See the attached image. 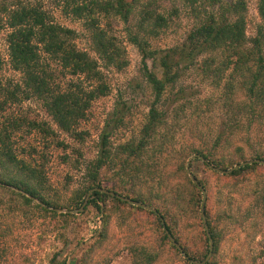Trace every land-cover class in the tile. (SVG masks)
Segmentation results:
<instances>
[{"label": "rangeland", "instance_id": "374dc122", "mask_svg": "<svg viewBox=\"0 0 264 264\" xmlns=\"http://www.w3.org/2000/svg\"><path fill=\"white\" fill-rule=\"evenodd\" d=\"M151 1L156 7L155 15L163 14L168 27L158 28L156 35L147 41L151 43L148 48L174 49L175 64L178 63L177 80L168 85L156 105L141 52L131 41L140 26L149 28L153 20L148 19L143 25L142 16L132 19L130 24L115 17L102 22L104 29L111 26L116 40L112 50L119 52L118 57L109 58L98 51L85 20L68 13L65 8L68 0H29L31 4H40L54 23L75 31L69 47L85 54L89 62H97L100 80L93 74L74 75L60 62L44 55L50 63L53 94H68L76 91L75 86L84 92L93 91L101 84L109 87V93L91 101L75 131L61 130L42 99L27 97L23 75L14 71L11 64L9 32L0 30V56L5 62L0 72L3 86L0 102L7 100V91L20 86L18 101H9L5 111L0 110V132L9 127L10 121H19L21 127L14 132L12 145L20 160L43 171V181L35 182L38 192L52 209L74 211L82 207L84 201L80 204V198L84 194L85 200L90 191L89 169L99 155L100 135L119 107L124 111V123L111 138L109 149L113 157L100 173L102 186L131 198L134 196L126 191L134 183L144 196L143 204L165 214L181 248L195 261L202 262L207 254L206 232L199 208L191 205L192 196L196 194L197 199L199 192L190 183L187 165L195 155L208 156L211 162L224 159L229 170L238 166L239 161L264 159V101L263 116L251 124V114L241 111L239 105L248 100V78L256 71L255 39L263 21L258 0H245L243 18L229 11L237 0H196L195 4L192 0ZM224 9L228 13L220 20L224 24L243 20L244 33H230L228 38L190 53L189 34L208 18L207 13ZM140 36L145 38L143 34ZM240 57L246 65L242 72L240 67L236 69ZM147 63L150 72L155 71L161 77L159 55L155 54ZM247 66L252 69L249 73ZM261 97L264 99V95ZM154 106L163 116L161 125L148 138L142 158L130 159L124 165L128 153L123 154L121 148L128 144L135 146L142 140ZM232 127L234 132L222 136V141L218 139V135ZM41 128L53 133H44ZM141 162L152 168L139 173ZM120 164L124 166L121 172ZM257 165L239 176L225 178L210 171L201 160L192 161L191 172L206 188L208 218L218 232L213 264H264V166ZM132 176L140 179L132 182ZM6 177L25 178L11 165L0 168V179ZM1 184L0 264H134L138 260L134 249L139 248L155 256L152 264H189L165 239L156 216L146 210L105 198L99 202L100 211L91 205L80 214H53L38 202L28 203L17 195L23 191ZM97 216L106 220L101 233L91 229Z\"/></svg>", "mask_w": 264, "mask_h": 264}, {"label": "trees", "instance_id": "16d2710c", "mask_svg": "<svg viewBox=\"0 0 264 264\" xmlns=\"http://www.w3.org/2000/svg\"><path fill=\"white\" fill-rule=\"evenodd\" d=\"M195 2L196 0H192V4H195ZM258 2L259 15L263 21V26L258 37L255 39L256 71L252 72L248 78V100L239 104L241 105V111L251 114L249 117L250 124L257 119H260L261 115L263 116L261 111L263 109L262 102L264 101V99L261 97L264 95V0H258ZM65 8L68 13L74 16L76 19L85 20L86 30L91 34L92 40L97 45L98 51L100 53L103 51L104 55L109 58L118 57L119 52L112 50L113 47H116L114 44V41L116 40L111 34V26H108L107 29H104L101 26L102 22L111 19L114 20L113 17H115L119 18L124 24H130L132 19L142 16L141 24L143 25L148 22V19L153 20V25H151L149 28L143 29V26H140V30H137L136 34L132 35L131 41L141 52L146 79L150 83L156 96V100L154 102L155 105L161 100L162 95L165 94L168 85L174 83L177 80L178 73L175 71L176 66H178V63L175 64V56L177 55L176 50L167 49L162 51H153L151 48H148L150 47L151 43L147 41L156 35L158 28L164 27L165 25L168 27L167 18L163 14L158 12V15H155L156 12L154 9L156 7L151 0H68ZM245 9L246 1L237 0L233 7L229 8V11L242 17ZM227 13L228 10L225 9L223 12L207 13L208 18L206 20L203 19L201 24H199L198 27L187 37L188 49L190 50V53L195 52L197 49H200L205 45H211L223 40L224 38H228L230 33H233L234 35L237 33H244L245 22L243 20H237L233 24H224L223 21L220 20L221 17H224ZM136 28H138V26H136L134 30ZM4 29L8 30L9 32L7 35V43L9 46L12 67L14 71L20 72L23 75L24 84L28 95L27 97L29 98L31 96H35L42 99L48 107L50 115L56 121L61 130L68 133L75 131V128L79 124L80 120H83L85 117V112L91 101L98 97L106 96L109 93V87L105 84H101L93 91L87 92L85 90L86 92H84L81 87L75 86L76 91L69 92L68 94L64 93L54 95L51 90L53 77L51 72L48 70L50 63L44 58V55H46L51 61L60 62L64 69L71 71V73L74 75L93 74L94 77H97V79L100 80V77L96 72L97 62H89L85 54L76 52L74 49L70 48L71 46L69 47L70 40L75 35V31L54 23L50 19L49 13L46 12L40 4H31L29 0H3L0 2V30ZM131 29L133 28H130V31ZM142 34L145 36V38L140 36ZM110 50L111 54L109 52ZM155 54L159 55L160 68L162 69L161 77H159L155 71L150 72L149 65L147 63V61L154 57ZM244 60L245 59L240 57V62H238V65H236V69L240 67V72H242L243 68L246 66ZM4 64L5 62L0 56V72L3 70ZM246 70L249 73L252 69L250 66H247ZM247 76L248 75H245V77ZM2 89L3 86L0 83L1 92H3ZM18 90L20 91V86L17 85L16 90L7 91V100L0 102L1 111H5V106L9 101H18ZM162 121V114L158 112L155 106L151 108L148 122L146 123L142 132V140L139 141L135 146L128 144L121 148L123 154L128 153L127 159L123 163L124 165L128 164L130 159H133L132 161H136L142 158L140 155L145 153L148 148V138H152V136L156 133L157 128L161 125ZM258 122L261 121L258 120ZM123 123L124 111H121L120 108L117 107L114 110L112 117L107 121L105 128L100 135L99 155L97 159L93 161L89 169L91 172V186L88 188V190L93 188H104L101 184L99 176L101 171L108 166V162L111 161L113 157L111 154L112 151L109 149L111 143L110 141L114 133L122 126ZM34 125L36 126V124ZM20 127L21 124H19V121L13 120L9 122L8 128L6 127L0 132V168L2 169L3 167H8V165L16 167L20 174L24 175L25 178L6 177L4 180L0 179V181L6 185L8 189L13 187L32 197L40 199V201L45 205V208L43 209L47 208L46 210L56 214V209L51 208L50 203L44 199L35 186L36 181H43V171H39L38 169L31 167L25 161L20 160L15 153L14 147L12 145V139L13 135L15 134L14 132H17ZM233 129L234 127H232V129L226 130L222 135H218V139L222 141L221 137L228 133L234 132L235 130ZM42 131L44 133H47V131L48 133H53L50 129H42ZM204 157L205 159L209 158L205 155ZM258 159L261 158L258 157ZM208 162L210 165L224 171L230 169L229 165L224 159ZM132 163L134 162L129 163L130 167H133ZM203 163L210 171L214 172L219 177L221 176L225 178L239 176L243 172H247L258 166L257 164H254L251 166L242 167L230 175H220L218 172L211 169L208 164L205 162ZM236 164H241V161L237 162ZM119 166H121L119 170L121 172L122 167L124 166L121 164ZM151 168L152 166L141 162L139 173L148 172ZM133 178L134 180H131L132 182L140 179L137 176ZM190 183L193 188L199 192V197L197 199L196 194L192 196L191 205L193 207L199 208L201 213L203 193L192 181H190ZM199 183L201 186H203L202 182L199 181ZM131 185L132 189L126 191V194L128 193V195H133L134 197H131V199L134 201L145 203L144 196L139 193L137 188H135V184L132 183ZM113 186L117 187L116 184ZM203 188L204 190L206 189L205 186H203ZM111 190L115 193H118L114 189ZM17 195L21 196L28 203L34 202L32 199L22 195V193H17ZM84 197L85 195L83 194V196L80 198V204H82L84 201ZM105 198L112 199L125 205H130L114 197L96 192L93 194V199L89 202L88 206L94 205L100 211L101 207L99 202ZM207 202L205 208L206 217L208 220L207 222L210 233L214 240V253H216L219 243L218 232L215 230V228H213L209 221L207 214ZM38 207L42 208L40 205ZM131 207L137 210H145L133 206ZM146 211L156 216L160 227L163 229V235L165 239L171 243L161 222V218H163L167 229L174 237L171 226H169L165 214H162L159 210H157V213H153L148 210ZM102 221L103 227L99 233H101L106 226L105 217H102ZM205 241L207 243L206 258L210 252V243L207 234ZM171 246L181 254V252L178 251L172 243ZM134 251L138 257V260H136L134 264H152L155 261V256H153L145 248H139L137 250L134 249ZM183 251L190 259L194 260V258L191 257L188 252L185 250ZM188 263L191 264L190 262ZM207 264H213V259H211Z\"/></svg>", "mask_w": 264, "mask_h": 264}, {"label": "water", "instance_id": "95a60500", "mask_svg": "<svg viewBox=\"0 0 264 264\" xmlns=\"http://www.w3.org/2000/svg\"><path fill=\"white\" fill-rule=\"evenodd\" d=\"M195 159H199L202 162H205L206 164H208L210 166L211 169H213L214 171L220 173L221 175H230L235 170L240 169V168L245 167V166H248V165L260 164V165H263L264 166V161H262V160H253V161H249V162H244V163L239 164L235 168H233L231 170H227V171H223V170H221L219 168H216V167L210 165L209 162L203 156H201V155H195V156H193L191 158V160L188 162L187 172H188V174H189L192 182L202 191V193L204 195V198H203V201H202V206H201V216H202V221H203V224H204V229L206 231V234H207V237H208L209 243H210V252H209L208 256L206 257V259L204 261H202V262H198V261H195V260L190 259L184 253V251L181 248L180 244L175 240V238L172 236V234L170 233V231L167 229V227L165 225V221H164L163 218H161V222H162V224L164 226L165 233L168 236V238L171 241V243L176 247V249L178 251L181 252L182 256L188 262H190L191 264H207L211 260V258L213 256V253H214V250H215V246H214V240H213L212 235L210 233V229H209V225H208L207 217H206V211H205L206 202H207V192L204 190L203 186L200 185V183L198 182V180L196 179V177L191 172V164H192V161L195 160ZM96 192H99L101 194H106L108 196L114 197V198H116V199H118V200H120L122 202L131 204V205H133L135 207L142 208V209L148 210V211L153 212V213H157V210L156 209H154V208H152V207H150V206H148L146 204H143V203L138 202V201H134L131 198L122 196L120 194H117V193H115L113 191H110V190H107L105 188H93V189H91L88 192V194H87V196H86V198L84 200V203H83L82 207L80 209H78V210H74V211H64V210L56 209V211L58 213L80 214V213H82L86 209V207L88 206L89 202L93 199V194L96 193ZM23 194H25L27 197L31 198L32 200L38 202L40 205L45 206L44 203H42L40 200L36 199L35 197H32V196H30V195H28L26 193H23Z\"/></svg>", "mask_w": 264, "mask_h": 264}, {"label": "built area", "instance_id": "2783aa9c", "mask_svg": "<svg viewBox=\"0 0 264 264\" xmlns=\"http://www.w3.org/2000/svg\"><path fill=\"white\" fill-rule=\"evenodd\" d=\"M103 221L102 216H97L92 220L91 229L94 233H99L102 230Z\"/></svg>", "mask_w": 264, "mask_h": 264}]
</instances>
